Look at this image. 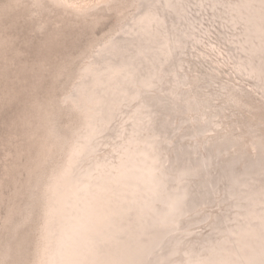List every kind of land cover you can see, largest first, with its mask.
Wrapping results in <instances>:
<instances>
[{
    "label": "bare ground",
    "instance_id": "obj_1",
    "mask_svg": "<svg viewBox=\"0 0 264 264\" xmlns=\"http://www.w3.org/2000/svg\"><path fill=\"white\" fill-rule=\"evenodd\" d=\"M143 1L136 0L133 8L138 14L143 13V8L146 10L147 23L133 24L129 36L124 37L129 39L130 44L125 49L128 50L117 47L118 44L113 42L116 36L106 37L100 49L94 53L91 51L93 54L90 56L89 53L85 64H80L82 74L75 73L71 86L64 93L63 98L73 91L76 95L72 108L68 103L60 102L67 120L73 111L82 114L81 117L76 115L74 125L66 124L67 130L62 132L51 128V123L46 129L49 135L50 132L56 133L57 142H54L53 149L58 154L54 158L50 155L49 149L54 141L51 140L35 156L34 169L38 167L37 160H50L51 164L45 169L47 172L40 184L33 183L38 191L32 195L31 204L39 209V214L37 226L32 229L35 240L29 251L31 264H264V150L261 152L264 133L252 127L255 123L259 129H264V0ZM207 9L214 14L217 11L219 15L215 16L221 21L205 13ZM155 11L161 14V22ZM168 12L169 16H174L172 27L171 23L167 26L163 23L166 18L170 20ZM190 12L199 17L206 14L221 42H207L211 33L209 27L201 30L194 27L200 41L206 40L213 56L232 61L235 70L252 81L248 86L256 90L259 104L237 93L227 94L225 84L220 78H217L219 82L216 81L219 76L212 74L211 78H206L204 90H196L202 83L199 80H195L193 89H190L192 85L189 86L191 96L178 110L174 97L167 96L169 88L156 86L162 81L161 75L165 77L170 71L186 75L181 65H170L171 52L174 54L178 47H173L171 35L172 44L167 43L166 34L167 31L173 32L174 42H178L180 29L187 30L193 26V20H197ZM186 16L183 24L181 20ZM129 20L120 28L125 29L127 23L134 22ZM182 62L185 68L191 60L186 55ZM86 64H90V68ZM177 68L181 69L180 72ZM175 80L179 81L180 77ZM147 87L160 94L159 100L151 99L149 93L142 91ZM228 88L234 90L236 87ZM164 95L168 99L164 100ZM141 97L146 101H141ZM134 102H138L137 106L127 113ZM76 104L80 108L89 107L81 110L75 107ZM225 106L229 111L224 115L228 121H232L229 115L239 113L244 117L238 119L237 126L227 124L228 128H222L219 124L223 113L220 110ZM186 107L190 112L187 116L181 112ZM159 110L166 115L158 116ZM101 117L103 123L96 133L111 131L118 125L112 132L113 138L110 135L111 140H118L115 147L109 148V151L115 148L117 151H114L113 161H101L96 156L99 145L96 144L95 127ZM113 119L114 125L109 128ZM195 119L198 122L193 123ZM205 119L210 126L209 136H223L218 147L210 146L213 140L202 143L203 153L199 154L195 146L190 147L184 140L197 134L205 135L206 130L202 129ZM81 123L85 129L81 127L76 134L75 129ZM182 123L197 125L198 133L190 134L191 129L186 126V133L180 134ZM244 124L253 128L251 133L246 132ZM239 131L242 135L236 138L234 135ZM175 134L184 140L174 137ZM77 136L80 143L76 141ZM73 138L75 141L71 145ZM103 140L109 143V136H103ZM173 143L175 153L167 159L164 156ZM65 157H68L67 163ZM112 167H115V175L108 171ZM84 172L89 185L78 190L77 184ZM102 172L104 175H100ZM191 178L196 180L197 197L193 198H190ZM218 182L219 188L230 195L227 197L231 206L238 203L232 207L235 215H231V208L226 213V219L231 217L236 226L215 245L199 248L186 245L181 232L192 223L190 220L183 224L178 222L174 227L175 221L179 220L181 213H186L190 202L197 205L198 201L205 203V200L216 198ZM211 203L220 205L218 199H211ZM230 203L225 204L230 206ZM223 209L227 211V208ZM239 209L242 212L239 213ZM28 218L29 213L22 217L24 221ZM6 220L10 222V219ZM164 225L166 229L163 230ZM180 226L181 232L175 233ZM221 230L226 232L223 228ZM172 234L174 236L170 237ZM167 237L170 238L166 242Z\"/></svg>",
    "mask_w": 264,
    "mask_h": 264
},
{
    "label": "rangeland",
    "instance_id": "obj_2",
    "mask_svg": "<svg viewBox=\"0 0 264 264\" xmlns=\"http://www.w3.org/2000/svg\"><path fill=\"white\" fill-rule=\"evenodd\" d=\"M110 1L112 0H82L80 2L76 0H0V264H17L18 261H20L18 264L32 263L29 257V251L33 248L35 240L32 229L37 226V215L39 214V209L34 207V203L31 204L34 199L32 195L34 192L38 191V188L36 189L33 187V183L36 185L37 182L39 183V181H42L43 176L47 172L45 169L51 164L50 160H37L36 163L38 167L34 169L35 156L40 152L41 148L51 140L54 141L52 147L49 149L50 155L52 154L51 156L54 158L58 154L56 149H53L55 146L54 142H57L55 139L56 133L50 132V135L49 132L46 133V129L50 123L51 128L54 127L59 133L67 130L66 124L74 125L76 115L80 117L82 115L72 110L74 113L70 114V119L68 121L67 116L64 114L65 111L62 109L63 105L60 103H68L69 107L72 108V100L76 97L75 91L71 92L70 96L66 98H63V95L71 86L70 84L73 82L75 73L78 75L82 74L80 72L82 69V67H79L80 64L83 66L85 64L84 62L89 58V53L91 56L95 51H98L100 45L105 41V38L111 35L113 38L116 36V40H113V42L118 44L117 47L119 46L118 48L122 51H127L128 49H125L130 43L129 39H124V37L126 38L127 35L129 36L131 28L134 26L133 24L147 23L145 19V17H147L145 16L146 10L144 11V8L143 13L141 12L138 14L134 12L133 7L136 0H125L124 2L123 0ZM145 1L143 2L146 3ZM151 2L150 0V3ZM207 10L205 13H210L212 17L219 15L217 11H215V16L213 12H210L209 9ZM154 13L155 16L157 14L159 15V22H161V14H159L158 11ZM190 13L192 18H196L197 20H193L192 27L186 28L187 30L181 28L177 33L179 36L178 42H180V44L174 42L175 38L172 37L173 32L167 31L166 34L167 43L170 42L171 45L172 38L174 43L173 47H178L174 54L171 52L170 65L171 67L174 65H179L180 67L181 65L186 75L175 74L174 70L170 71L165 77L163 74L161 75L162 81H158L156 86L169 88V94L167 96H170V98H172V96L174 97L173 102L175 103V109L178 110L180 107H183V104H187V99L191 96V93L188 91L189 86L192 85L190 89H193L192 87L196 82L195 80H199L202 83L197 85L196 90H204L208 80L206 78H211L212 74L213 76H219L216 77V81H218L217 78H220V81L225 84L227 94L235 95V93H237L238 96H245L250 102L259 104L260 102L256 100L259 97L256 90L248 86L252 81L247 79L243 74L241 75V72H237L232 61L220 57L217 59V56H213V50L210 49L209 43L207 42H221V39L220 37L217 38L219 35L217 31L210 26L208 17L205 16L206 14H201V17H199V15L193 12ZM169 18L170 20L167 18L166 20L164 19L163 23H165V26L169 25V23L174 20L173 15L172 17L170 15ZM186 18L187 16L185 19L182 18L181 21L183 24L186 23ZM216 19L218 22L221 21L218 17H216ZM128 20H134V22L131 21L127 23L125 29L120 28L121 25ZM199 23L201 25H199ZM170 26L172 27V23ZM176 27L175 23V28ZM194 27L200 30L204 27H209L211 33L208 35L207 42L206 40H204V42L200 41L199 35L195 32ZM216 28L222 32L221 28L217 25ZM152 29L153 28H151V30ZM154 31H156V29H154ZM185 34L188 35L185 36ZM187 50L191 53L189 54L187 52L183 54L185 53L184 51ZM186 55L191 62H187L184 68L181 60ZM117 65L118 64L112 65V67ZM86 66L90 68V64H86ZM180 70L181 69L177 68L178 72H180ZM84 72L85 71H83V74ZM177 76L180 77L179 81L175 80ZM223 76H226L228 79ZM170 77H173V79H170ZM74 81H76V79ZM228 87L236 88L233 90ZM150 89L147 87L142 89V91L149 93L150 97H152L151 99L159 100L161 97L160 94H158L155 89ZM167 96L164 95V100L168 99ZM141 98V101H146L144 97ZM138 102L132 103L127 113L137 106ZM75 107L77 109L86 110L89 106L80 108V106L76 104ZM188 110L189 109L186 107L185 111H181L182 115L190 113ZM222 110V116L219 118V124L222 125V128H228L229 126L227 124H232L234 126L236 123H239L238 119L244 118L237 113V111L235 112L237 114L229 115L232 121H228L226 116H224L229 113L227 107H222L220 111ZM158 112V116L166 115V113L164 115L161 110ZM99 117L100 115L98 118ZM197 119L192 122H198ZM244 121L245 120H243V123ZM205 122V125L202 127V129L206 130L205 135L197 134L198 131L195 128L197 125H192L193 123L188 125L182 123L180 126V128L182 127L180 129V134L186 133L184 129L188 126L191 129L190 134L194 132V135L197 134L195 136H197L198 139L195 136L189 139L187 136L188 139L184 140L179 134H175L174 137L181 141L184 140L186 144L189 143L190 147L195 146V149L199 150V154L203 153V147L200 146L202 143L213 140L214 142L210 144V146L218 147V143L221 141L223 135L209 136L208 132L210 131L208 127L210 126L206 119ZM102 123L103 118L101 117L95 127V133L100 131ZM109 124L111 125L109 128H112L114 119L112 123ZM256 125L257 124L253 123L252 127L258 129L261 134H263L264 131H261L263 127L260 128V130ZM117 126L118 125H115V128L111 131L106 130V132L102 134L96 133V137L98 138L96 144L99 146L95 152H99L96 156L100 158L101 161H106V159L113 161L115 159V155L113 154L116 148L112 151H109V148H113L117 144L118 140H111L110 138V135L112 137V132H115ZM262 126H264V124ZM81 127L85 129L81 123L80 126L78 125L75 129L76 134ZM251 129L247 126L246 132L248 134L251 133ZM102 131L103 130H101V132ZM195 131H197V133H195ZM241 135L242 132L239 131L234 136L239 138ZM103 136L105 138L109 136V143L103 140ZM234 136L232 135L231 137L234 138ZM260 136L263 137L264 134ZM248 137L244 138L247 139ZM78 138L77 136L76 141L80 143V141L77 140ZM199 139L201 141H199ZM172 140L174 141V139ZM73 141H75L74 138L72 139L71 145H73ZM174 145L173 143L170 145L171 147L168 146L169 149L166 151L165 158L171 159V153H175L173 149ZM251 148L250 146L249 151ZM263 150L264 139L261 152ZM75 152L77 153V151ZM75 152L74 155L76 154ZM87 154H89V152ZM87 154H85V156H87ZM199 154L198 158L201 157ZM107 155L108 157H106ZM259 156H261V154H259ZM67 158L68 157L64 158L66 163L68 160ZM110 163L112 166V162ZM256 163L259 164L258 161ZM165 166H167V164ZM108 171L112 172L113 175L116 174L115 167L108 169ZM86 174L87 173L84 172L79 179L77 184L78 190L89 185L87 183L89 178H87ZM100 175H104V173L102 172ZM36 179L40 180L35 181ZM54 182H56V180H54ZM205 182L207 183V181ZM191 183L193 188L190 198L197 197L196 180L191 178ZM224 184L223 188L225 189ZM174 185L175 184L172 186ZM219 186L221 185L218 182L215 188L218 196L216 198L212 197L211 199H218L220 205H217V203L212 204L211 199L205 200V203L203 201H198L199 203L197 202V205H195L194 202H190L187 206L188 208H186V213H183L184 215L181 213L182 216L179 220L175 221L174 227L178 222L183 224L185 221L190 220V224L192 223V226L190 225L188 228L182 230V232L181 226L175 231V233L181 232L184 236V240L182 241H184L186 245L189 244V246L194 248H199L203 245H215L224 238L227 231L230 232L233 230V227L236 226L234 222L231 221V217L226 219V213L231 208V215H235V211L232 210V207L238 203L234 202L233 206H231V201L229 202L228 199L230 195L225 193ZM223 192L225 193L224 196L222 195ZM222 197L225 201L223 203H221ZM225 203H230V206ZM223 207H225V209L227 208V211H225ZM30 208L32 209L29 212ZM240 212H242L241 209H239V213ZM27 213H29L28 221H24L22 217ZM6 219H10V222ZM41 224L39 225L40 228ZM13 225L15 226L13 227ZM208 227L210 229H207ZM221 228L225 229L226 232L224 230L222 231ZM162 229H166L165 225ZM171 236H174V234L170 235V237ZM170 237L166 238V242Z\"/></svg>",
    "mask_w": 264,
    "mask_h": 264
}]
</instances>
